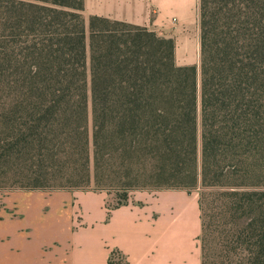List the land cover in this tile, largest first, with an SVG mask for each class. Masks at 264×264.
<instances>
[{
	"label": "trees",
	"instance_id": "trees-1",
	"mask_svg": "<svg viewBox=\"0 0 264 264\" xmlns=\"http://www.w3.org/2000/svg\"><path fill=\"white\" fill-rule=\"evenodd\" d=\"M84 9L0 0V191L200 189L202 264H264V0H200L194 65Z\"/></svg>",
	"mask_w": 264,
	"mask_h": 264
},
{
	"label": "crops",
	"instance_id": "crops-1",
	"mask_svg": "<svg viewBox=\"0 0 264 264\" xmlns=\"http://www.w3.org/2000/svg\"><path fill=\"white\" fill-rule=\"evenodd\" d=\"M196 11L200 17V0H85L84 16L173 37V17L191 25ZM76 195L90 197L81 203ZM89 200L97 205L87 209ZM106 203L94 192L0 191V264H202L199 203L176 201L169 190H140L112 209Z\"/></svg>",
	"mask_w": 264,
	"mask_h": 264
},
{
	"label": "rangeland",
	"instance_id": "rangeland-1",
	"mask_svg": "<svg viewBox=\"0 0 264 264\" xmlns=\"http://www.w3.org/2000/svg\"><path fill=\"white\" fill-rule=\"evenodd\" d=\"M85 17V16H84ZM86 19V18H85ZM191 19V18H190ZM191 21V20H190ZM190 21H187L188 23ZM87 30H88V35H89V23L90 20L87 21ZM172 29L171 31L166 32L169 35H172L173 38H175L177 42V62L179 64L186 63V62H194L195 64H199L200 61V17H199V12L196 11V16L195 19H193V23L190 24H185V22L181 21L177 16L173 17L172 20ZM181 23H184L182 25ZM92 124H90L91 127ZM63 190V189H62ZM75 191H80V192H94L97 194H103L107 196V207L110 209L118 206L119 203H125L126 201L123 199V195L125 194L124 190H117V189H99L97 188L94 183H92L89 187H84V188H75ZM72 190V191H74ZM37 191V190H36ZM48 191H61L60 189L58 190H48ZM140 190L133 191L129 194L130 195L134 194L135 192H138ZM169 193L173 194L175 196L176 201H181L185 202L188 204L192 203H199V199L201 196V190L200 189H193L192 191L188 190H169ZM39 195V194H36ZM44 195H50V194H44ZM44 197V196H43ZM78 199L84 200L85 197H90V196H84V195H76ZM54 201L59 200L58 196H55ZM52 200H44L43 202L46 204L47 207L51 204V209H54L52 207V203L54 202ZM77 201V205H78ZM97 205L96 200H89L88 203H86V208L88 209L90 205ZM65 206L72 207V203H68ZM59 212V210H58ZM64 214V209L62 210L60 208V212ZM214 245V244H213ZM218 248V246L214 245V249Z\"/></svg>",
	"mask_w": 264,
	"mask_h": 264
}]
</instances>
